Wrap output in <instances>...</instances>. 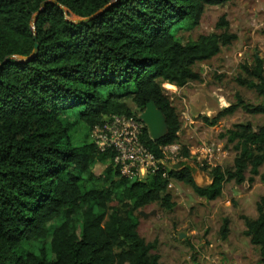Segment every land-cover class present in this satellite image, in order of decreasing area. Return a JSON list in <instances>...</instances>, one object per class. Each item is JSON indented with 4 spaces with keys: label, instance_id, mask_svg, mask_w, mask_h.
Returning a JSON list of instances; mask_svg holds the SVG:
<instances>
[{
    "label": "trees",
    "instance_id": "1",
    "mask_svg": "<svg viewBox=\"0 0 264 264\" xmlns=\"http://www.w3.org/2000/svg\"><path fill=\"white\" fill-rule=\"evenodd\" d=\"M229 1L0 0V264H160L155 245L138 232L136 212L154 203L172 210V181L210 201L230 182L254 183L259 176L264 184V126L238 124L227 132L238 151L234 168L202 167L212 180L207 187L188 166L166 169V177L162 170L146 179L123 178L114 150L72 140L79 124L94 130L114 117L139 118L129 103L142 114L153 101L170 131L154 142L144 126L141 141L165 160L181 122L164 85L181 89L199 81L195 66L234 38L212 34L192 41L180 32L197 27L206 7ZM65 10L91 20L73 23ZM241 69L239 84L264 100V61ZM239 108L264 116V102L239 98L205 122L214 127ZM106 163L111 166L96 175L95 166ZM257 212V219L245 218L246 236L264 264V196ZM228 231L225 221L223 238Z\"/></svg>",
    "mask_w": 264,
    "mask_h": 264
},
{
    "label": "rangeland",
    "instance_id": "2",
    "mask_svg": "<svg viewBox=\"0 0 264 264\" xmlns=\"http://www.w3.org/2000/svg\"><path fill=\"white\" fill-rule=\"evenodd\" d=\"M65 13L73 23L82 20L67 10ZM212 34L234 38L217 56L195 66L200 80L181 89L164 85L181 122L177 143L166 150L165 168L169 171L192 168L202 187L212 183L202 167L234 168L238 151L236 144L228 141L229 130L238 124L250 123L255 129L264 126L263 115L248 114L241 108L214 127L205 122L238 104L239 98L254 106L264 102L256 91L238 82L240 76L245 77L243 65H253L256 58L264 61V0H230L223 5L208 6L197 27L180 32L192 41ZM129 106L140 117L138 108L131 102ZM97 129L100 128L91 130L79 124L72 140L77 145L94 143ZM184 149L189 151L188 158L183 155ZM110 166L111 163L97 165L94 172L99 176ZM263 173L264 166L260 170ZM168 193L175 205L172 210L154 203L136 212L140 222L138 232L148 244L155 245L152 255L159 257L160 264H263L258 248L246 236L245 224V218H258L257 205L264 196L259 176L254 183L225 184L222 195L213 201L199 197L192 188L176 181H172ZM225 221L229 231L223 238Z\"/></svg>",
    "mask_w": 264,
    "mask_h": 264
},
{
    "label": "built area",
    "instance_id": "3",
    "mask_svg": "<svg viewBox=\"0 0 264 264\" xmlns=\"http://www.w3.org/2000/svg\"><path fill=\"white\" fill-rule=\"evenodd\" d=\"M144 126L140 118L114 117L96 131L95 144L101 152L112 149L117 153L114 163L123 178L146 179L162 170L163 176L167 175L164 164L167 148L163 161L150 153L141 141Z\"/></svg>",
    "mask_w": 264,
    "mask_h": 264
},
{
    "label": "water",
    "instance_id": "4",
    "mask_svg": "<svg viewBox=\"0 0 264 264\" xmlns=\"http://www.w3.org/2000/svg\"><path fill=\"white\" fill-rule=\"evenodd\" d=\"M46 5H43V10L39 14L43 13L46 9ZM37 18V17H36ZM91 19L81 20L78 24L89 22ZM39 46L36 45L35 52L37 53ZM1 68V66H0ZM140 120L147 128L151 140L159 142L169 134L170 128L168 120L165 114L158 108L155 102L147 104L145 111L140 115Z\"/></svg>",
    "mask_w": 264,
    "mask_h": 264
}]
</instances>
